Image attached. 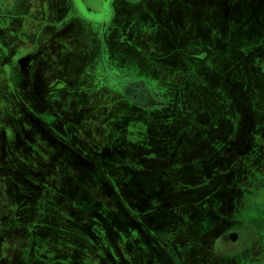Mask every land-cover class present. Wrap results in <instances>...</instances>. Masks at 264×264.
Segmentation results:
<instances>
[{"label": "crops", "instance_id": "0c3cea01", "mask_svg": "<svg viewBox=\"0 0 264 264\" xmlns=\"http://www.w3.org/2000/svg\"><path fill=\"white\" fill-rule=\"evenodd\" d=\"M240 2L237 9L215 0H111L102 17L90 15L83 0H0V105L11 108L10 113L0 112V168L16 170L26 161L40 172L37 157L22 156L23 126L35 147H49L52 157H58L56 146L37 141L38 132L56 138L65 150V135L81 134L76 120L100 123L108 111L109 119L121 121L111 123L109 136L122 135L131 144L120 143L118 153L125 158L106 165L109 186L100 182L102 187L90 188L88 175L96 171L90 163L74 194L62 188L61 200L67 205L56 215V183L59 177L63 183L69 180L70 166L59 162L50 169L49 159L44 161L55 185L45 212L34 205L47 194L39 189L42 195H33L30 185L22 196L17 170H0V213L23 214L6 228L13 241L21 238L9 246L16 250L4 257V264L30 263L25 258L34 253L30 247L49 256L46 264H264L262 229L255 220L248 226L239 223L243 215H255L242 200L257 201L256 193L264 192V163L256 162L264 151L263 129L229 133L225 121L214 123L204 111L210 104L225 105V97L206 95L210 78L225 86L223 71L210 55L223 57L238 45L241 58L251 54L264 66L259 58L264 56V34L258 30L264 19L256 11L239 17L236 35L225 22V15L236 19V9L262 8L264 0ZM215 10L216 21L213 14L210 21L208 14ZM224 35L225 44L216 50ZM121 88H141L147 98L123 96ZM101 89H113L116 95H104ZM183 104L192 105L187 116L172 112ZM188 116L202 126L176 128L173 121ZM225 146L238 155L231 159ZM197 147L202 154L209 149L217 154L200 162L201 154L194 156ZM224 156L234 161L228 167L239 166L229 185V192L236 193L233 200L219 186L228 168ZM5 194L13 197L15 212H8ZM36 216H45V221L34 224ZM73 248L83 255L76 258L68 252Z\"/></svg>", "mask_w": 264, "mask_h": 264}, {"label": "rangeland", "instance_id": "374dc122", "mask_svg": "<svg viewBox=\"0 0 264 264\" xmlns=\"http://www.w3.org/2000/svg\"><path fill=\"white\" fill-rule=\"evenodd\" d=\"M111 0H108L106 2L105 0H83L84 6L86 11L90 14L93 12V14L100 13L102 17L104 16L105 12L108 10L109 2ZM217 2H220L226 7L229 8H236L239 9L241 7L242 3L240 0H215ZM82 2V0H81ZM199 3V11H198V16L200 15V9L202 6ZM262 8H257L258 6H250L247 11L245 9L235 10L237 14H235L236 19L229 17V15H225V18L228 20L225 21L230 24L232 32L236 35L239 32V25L238 24V18H247V16H250L253 14V11L255 12V15L258 16L260 19H264V2H263ZM259 6V7H261ZM83 8V10H85ZM91 11V12H89ZM218 10H215V12H212L211 14H208V17L210 18L209 20L211 21V17L213 14V21H216L215 19L217 18L218 14L216 13ZM16 12V11H15ZM219 12V11H218ZM239 12V13H238ZM91 15V14H90ZM238 16V17H237ZM231 19V20H229ZM228 24V26H229ZM35 28V27H33ZM258 30L260 34H264V21L261 24H258ZM231 32V31H229ZM30 35V32H27V36ZM237 37V36H236ZM217 41V40H216ZM258 41V40H257ZM222 44H225V35L224 39L221 40L219 38L218 40V45L215 46L216 50H221ZM236 46V47H235ZM227 49L225 51V55H214L211 56V63L218 65L220 67V70L223 71V74L225 76V86H220L217 80H213L210 78V82L208 84V87H206V95H209V97H213L215 99L221 100L223 97H225V105L222 104H210L207 107H204V111L207 113L206 115L209 116V114L214 117L213 122H221L225 121V128L227 132L230 133V131H243L245 128L247 129H256L259 128L257 126H261L262 133H264V66L258 65L256 58H254L253 55L251 54H244L243 51V57L241 58V55L238 53L240 50L238 48V45H234V47L228 51ZM237 52V53H236ZM228 53L230 56H228ZM238 55V57H237ZM240 55V56H239ZM251 59L249 60V58ZM259 58H262L264 60V56H259ZM210 65V64H209ZM211 66V65H210ZM255 85V86H254ZM203 90V89H202ZM102 94L107 95V96H114L116 95L115 91L112 89H101ZM119 94L125 95L123 91L119 89ZM170 97H167L166 99L169 100ZM6 106V105H5ZM19 106V105H18ZM107 106L105 104L102 105ZM162 106V105H161ZM195 106V105H194ZM200 106V105H199ZM224 106V107H222ZM192 105L189 104H183L181 109L179 110V105L176 107V110H173L176 115L182 113V116L185 117L190 113V110ZM22 108V107H20ZM75 108V107H74ZM10 106L4 107V105H0V112L1 114L6 112L10 113L11 111ZM75 112L77 113V109L75 108ZM111 112H106L105 114L107 115L106 118H103L100 123L99 121L96 120H85L83 121L82 119L76 120V124H78L79 128L82 127L81 134H76L75 136H70L67 134L65 135V140L67 141L69 139V147L65 145V150L62 148L61 144L54 139L53 137L49 136H41L40 133H37V141H45L47 145L50 146V148H53L52 146H56L57 152H58V157H52L53 151L49 149V147L42 148L41 147H35V143H31V137L29 132H26L24 129V126L22 127V132H23V142L21 144L22 146V156L23 157H28L32 156L33 160H36L37 157V163L39 164L40 172H36L35 166H31L30 164L28 165L26 161L22 162V165L17 167L16 170H14L12 167L10 168H0V170L4 171H16L17 178L22 182V185L19 187L22 192V196L25 195V190L31 189L34 190L33 195H44L45 199H40L38 200V203L34 205V208H36L39 212H45L47 208H51L49 203L47 202L49 199V196L52 197V187L55 185L51 184L49 182V176L46 171V164H43L47 162L49 159V162L53 164V167L49 166L50 169L56 168L55 166L59 162L65 163L66 166H70V176L69 180H65L64 183L62 182V178L59 177L58 182V188L59 191L57 192V189H55V193L57 192L58 198L55 199L53 208H54V214H60L61 209L65 208L67 205L66 200H61V193H62V188L63 190L67 191L68 188V193L71 196L72 194L75 193L76 190V184L78 180L82 177L83 173H85V169L90 166V163H93V165L96 166L95 172H92L91 174L88 175L89 179L87 181V184L90 186V188L98 187L101 186L100 182H102L105 186H109L108 179L110 176L107 173L106 170V165L109 163H112L114 161L120 162L122 159L125 158V153L119 154L118 153V145L120 143L125 144L126 146L129 144L126 140H124V137L122 135L116 136L114 139H112L111 136H109V129L111 127V123H115L116 125L119 124L121 121L119 120H113L109 119L111 117L110 115ZM77 116V115H76ZM81 117V116H79ZM173 121L176 124V128H184L186 125H192V127H200L202 126V123L200 122L196 124L194 120L189 121ZM211 117V116H210ZM206 121H212V120H206ZM205 121V123H207ZM3 126V120H1ZM8 123V121L5 122V124ZM183 124V125H180ZM228 143L226 137H225V145ZM39 144V143H38ZM230 144V143H229ZM40 145V144H39ZM242 144L241 146H243ZM231 146V144H230ZM226 147V146H225ZM199 148V149H198ZM201 147H197L196 154L194 155L197 157V154H201V157L203 159H197L200 160V162L206 160L209 155H215L217 154L214 152L212 149H209L207 153L202 154L201 153ZM198 151H200L198 153ZM142 155V151H138ZM222 153V152H220ZM224 153L227 154V156H230L231 159H233V155H238V152L234 148H225ZM260 153L262 154L259 156V159L256 161L259 163V165H263L264 163V151L261 150ZM57 154V153H56ZM49 155V156H48ZM194 157L193 160L196 158ZM30 159V158H29ZM133 158L130 157L129 161L130 164L132 163ZM136 160V159H134ZM141 160V159H139ZM225 160V165H228L234 163V161L228 160V157L225 159V156L223 158ZM45 161V162H44ZM138 161V160H137ZM136 161V162H137ZM31 161L29 160V163ZM126 163V160H125ZM139 166L137 167H142L140 161L137 162ZM60 167V166H58ZM38 168V169H39ZM243 170V168H241ZM71 170H73L71 172ZM137 170V169H136ZM229 170V171H227ZM124 172L123 170H119ZM225 173V183H219V186L221 188H225L230 190V182L233 180V173L239 171V166L233 165L229 166L226 170ZM264 171V170H263ZM261 171L262 175H264V172ZM35 173L37 174L35 176ZM65 171H61V175L64 176ZM123 173H120L122 175ZM124 175V174H123ZM32 176V178H30ZM84 177V176H83ZM30 178V182H28V179ZM85 179V178H84ZM217 179L215 178L214 181ZM68 181V182H67ZM67 182V183H66ZM78 184V183H77ZM45 185L48 186V192L45 190ZM57 186V185H56ZM102 187V186H101ZM51 188V189H50ZM41 189L42 194L37 193ZM50 189V190H49ZM223 189V191L225 190ZM226 190V191H227ZM1 193V191H0ZM3 193V192H2ZM65 193V192H64ZM55 194V197L57 196ZM6 197L9 199L8 200V212L14 210V212L17 210L15 207V201L13 197H10L8 194H5ZM236 195L234 192H230V196L233 198ZM21 196V197H22ZM42 197V196H41ZM44 197V196H43ZM47 200V201H45ZM261 200V199H260ZM63 201V202H62ZM262 201V200H261ZM70 208L74 205H72V198H70ZM24 203V202H23ZM47 203L49 206H47ZM248 201L245 200L244 204L248 205ZM22 205V204H21ZM29 208V207H27ZM12 209V210H11ZM24 211V209H21ZM20 211V210H19ZM264 217V216H263ZM261 218L260 222H256V225L264 229V218ZM15 218V219H14ZM23 218V214L21 213L20 215H12V214H7L4 215L0 213V264H4V257H12L15 253L16 248L12 247L11 249L9 246L14 245L15 241L12 239V236H7L6 234V228H9L14 221L16 222L17 220ZM25 220L29 219V216L24 217ZM33 223L35 224L40 223L41 221L44 222L45 216H36L33 218ZM24 220V221H25ZM242 224V223H240ZM23 227H25L24 224H22ZM21 236L25 238V233H21ZM18 243V242H15ZM21 243V242H19ZM32 250L34 253L25 255V258L29 260L31 264H46V261L50 258L49 256L43 254L42 250L40 247H30L28 248ZM29 250V251H30ZM46 251V250H44ZM37 252V253H36ZM69 253L73 254L76 258H80L83 255V252H81L80 249L78 248H73ZM13 254V255H12ZM27 256V257H26ZM42 258V259H40ZM46 258V259H45ZM28 263V264H30ZM48 263V262H47ZM15 264V263H14Z\"/></svg>", "mask_w": 264, "mask_h": 264}, {"label": "flooded vegetation", "instance_id": "af4514ba", "mask_svg": "<svg viewBox=\"0 0 264 264\" xmlns=\"http://www.w3.org/2000/svg\"><path fill=\"white\" fill-rule=\"evenodd\" d=\"M77 1V0H76ZM121 91H123V93H125V95L127 96H132L133 98H135L136 100H145L147 98V93L145 92V90L143 91L141 88H121L120 89ZM146 94V95H145ZM154 106H160V105H154ZM263 181H264V178H262ZM230 193V192H229ZM248 195V194H246ZM249 195H251V193H249ZM248 197V196H247ZM256 197H258V200L257 201H253V200H250V199H245L247 200L249 203L248 205H246L247 209L249 210H253L255 215H243L242 217H240V221L239 223H242V224H245L246 226H248V224H251V222H260L261 221V218L264 216V192L260 193H256ZM235 198V196L233 198H231L232 200ZM262 201H261V200ZM232 202V201H231ZM235 201L232 202V204H235L234 203ZM245 202V201H244ZM243 200H242V203H244ZM232 208H234L232 205H231ZM243 207V206H242ZM241 207V208H242ZM245 207V208H246ZM243 209V208H242ZM264 218V217H263ZM255 220V221H254ZM259 227V226H258ZM262 229V232L260 233L262 236H264V229L262 228V226L260 227ZM231 234V233H229ZM229 234L225 237V239H228L227 237L229 236ZM238 235H241L242 232L240 233H237ZM258 236H259V233H258ZM230 237V236H229ZM264 238V237H263ZM263 247V246H262ZM263 249L261 248L260 249V252H264V250L262 251ZM259 253V252H258ZM260 254V253H259Z\"/></svg>", "mask_w": 264, "mask_h": 264}]
</instances>
